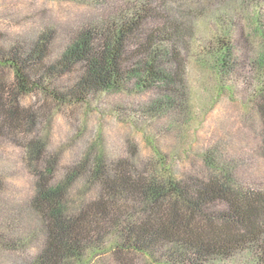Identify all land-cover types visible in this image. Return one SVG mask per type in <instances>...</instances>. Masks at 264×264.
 Segmentation results:
<instances>
[{"label":"trees","instance_id":"obj_1","mask_svg":"<svg viewBox=\"0 0 264 264\" xmlns=\"http://www.w3.org/2000/svg\"><path fill=\"white\" fill-rule=\"evenodd\" d=\"M47 1L62 14L0 13V264H264V29L205 45L203 66L248 96L182 159L167 138L191 117L186 55L226 0ZM103 96L139 135L78 129L69 109L55 137V102Z\"/></svg>","mask_w":264,"mask_h":264},{"label":"rangeland","instance_id":"obj_2","mask_svg":"<svg viewBox=\"0 0 264 264\" xmlns=\"http://www.w3.org/2000/svg\"><path fill=\"white\" fill-rule=\"evenodd\" d=\"M6 1L10 5L0 7V13L5 11L16 15V17L18 15L19 18H16V21L19 20L21 23L26 22L27 18L38 10H47L61 15L63 9L62 6L47 0ZM205 7L209 12L197 22L198 32L186 55L188 109L191 111V117L183 118L180 132L177 135L176 133L169 135L167 138L173 142V147L179 151L182 159L189 149L196 147L201 150L212 143L221 133L223 121L233 122L235 120L238 109L234 104L233 97L243 99L245 104L248 96L243 88L238 87L237 90H231L227 84L221 82L215 72L203 66L200 55L204 52L205 45L219 36L234 37L238 31L237 24L234 23L239 22L249 42L257 46L260 38L255 34L253 37L249 35H253L256 29H264V0H245L244 2L226 0L222 3H208ZM5 22L11 23L6 19ZM126 99L128 100L127 104L131 106L133 103L143 102L146 97L143 94H137ZM112 100H114L112 96L109 98L103 96L101 100L92 105L72 107H63L55 102V137L67 134L70 122L65 111L69 113V109L73 114L71 121L78 126V129L82 130L87 121L89 124L92 123L94 129L102 130L104 136L109 138L117 139L126 131H129L131 135H139L134 129L120 123L110 113L108 103ZM49 105L53 106L54 104L50 103ZM97 261V257H92L80 264H96Z\"/></svg>","mask_w":264,"mask_h":264}]
</instances>
